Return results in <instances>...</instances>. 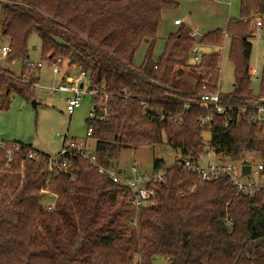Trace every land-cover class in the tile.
I'll list each match as a JSON object with an SVG mask.
<instances>
[{"label": "trees", "instance_id": "1", "mask_svg": "<svg viewBox=\"0 0 264 264\" xmlns=\"http://www.w3.org/2000/svg\"><path fill=\"white\" fill-rule=\"evenodd\" d=\"M0 2L1 34L9 46L6 62L26 64L35 30L42 58H61L68 74L86 71L92 84H103L111 94L112 116L86 119L94 128L92 140L101 163L109 165L120 145L156 144L164 136L191 158L211 149L230 160L255 153L264 163V121L252 116L249 40L255 36L252 17L264 16V0H241L240 19L229 22L226 31L217 28L192 38L187 25H176L159 56L155 46L162 12L178 6L176 0ZM224 33L230 36L235 82L222 103L232 110L227 118L216 115L207 128L200 120L207 110L191 100L204 84L206 91L218 89L221 52L204 53L193 64L202 72L194 89L177 86L195 43L221 48ZM143 43L144 59L135 66ZM34 83L0 63V110L8 107L3 99L11 91L30 99ZM187 101L189 107L184 106ZM241 107L248 110L238 120ZM17 143L20 148L9 165L6 152L11 145L0 147V264H154L156 256L168 258L169 264H264L263 190L238 191L227 175L199 181L181 163L166 166L156 159L154 170L166 169L165 179L150 183L157 191L155 204L136 210L125 185L83 157L74 158L70 172L50 173L47 155ZM30 149L37 159L26 156ZM47 188L57 194L50 210L42 202Z\"/></svg>", "mask_w": 264, "mask_h": 264}, {"label": "rangeland", "instance_id": "2", "mask_svg": "<svg viewBox=\"0 0 264 264\" xmlns=\"http://www.w3.org/2000/svg\"><path fill=\"white\" fill-rule=\"evenodd\" d=\"M178 6L167 9L162 12V22L158 28L157 44L155 46V55L159 56L165 47V41L169 34L178 29L174 25L176 17L182 18L188 22L190 29L197 32L200 38L213 29H223L226 31L229 22L240 19L241 0H176ZM264 20V16L256 15L252 17L250 25L254 29L255 37H250L253 45L252 55L250 58V67L257 72V79H251L252 99L264 96V88L261 89V78L264 69V23L257 26L258 19ZM3 21L2 2H0V47L8 43V39L1 34V25ZM225 34V33H224ZM225 48L221 51L220 47L199 44L196 58H190V64L184 71L177 88L183 90H192L196 87L197 80L202 73L199 69L194 68L193 64L198 63L202 54L212 51L221 52V72L218 88L223 93H229L234 89V62L229 57L230 38L225 40ZM223 41V42H224ZM147 44L143 43L137 50L134 65L139 66L145 56ZM7 57L1 58L0 63L13 70L21 80L33 82L38 81L34 87V95L26 99L22 95L11 91L4 97V105L9 104L7 108L0 110V136L7 141L19 140L30 144L38 152L47 156L59 154L62 148L61 136L67 135L72 138H86L88 124L86 119L90 117L92 96L86 95L81 105L77 107L72 114L67 111V98L69 93L52 88L65 82L70 76L62 66L60 73L53 71L52 62L41 57V37L37 31H33L29 39V60L42 61L41 68H29L21 60L6 62ZM58 59V58H57ZM56 59V60H57ZM62 63V60L61 62ZM22 71L19 73V71ZM19 73V74H18ZM258 118L264 121V111L259 112ZM206 141L210 139V132L204 133ZM89 146L94 148V141L89 138ZM256 159H260L255 153ZM246 153V154H248ZM161 159L166 166H171L176 162L181 163L185 155L178 149L173 148L167 143V137L156 144H149L140 147L119 146L113 154L110 164L121 174L125 173L133 176L132 167L136 166L138 173L150 174L154 171V161ZM203 162L205 159L203 158ZM50 171V170H49ZM51 173V171H50ZM53 173V172H52ZM42 202L48 208L53 203V192L48 188L43 191ZM56 201V200H55ZM50 210V209H49ZM136 226V225H135ZM154 264H169L168 258L156 256L153 258Z\"/></svg>", "mask_w": 264, "mask_h": 264}, {"label": "built area", "instance_id": "3", "mask_svg": "<svg viewBox=\"0 0 264 264\" xmlns=\"http://www.w3.org/2000/svg\"><path fill=\"white\" fill-rule=\"evenodd\" d=\"M257 26L263 25V20L256 21ZM175 25L184 24L181 18L174 20ZM190 37L198 38L197 32L190 30ZM255 37V36H254ZM230 38L228 33H225V40ZM199 43H195L192 48L191 56H197ZM225 48V41L221 46V51ZM9 52L7 44L0 47V57L5 58ZM61 58L52 62L53 71L60 73L62 70ZM26 65L29 68H40L43 66L42 61L27 60ZM157 68V66H155ZM251 79H257V72L254 68L250 67ZM150 81L162 85L163 83L155 78H149ZM38 83L35 82L34 85ZM82 84V86H81ZM205 84L202 86V91L196 93L197 97L191 101L195 104L205 108L207 113L203 115L200 120L207 128L211 127V121L216 115L229 117L231 106L222 103V99L226 96L219 88L215 91H206ZM53 90H61L69 93L67 98V111L72 114L74 110L81 105L82 99L86 95L92 96L93 102L91 103L90 117L93 120L104 121L112 116V109L110 106L111 94L107 91L106 87L101 85L92 84L89 73L86 71H79L74 77H70L64 83L52 88ZM190 101L184 103L185 107L190 106ZM145 106V105H144ZM248 107L238 108L236 114H244ZM252 116L258 118L259 112L264 111V96L255 100L252 106ZM227 123H229L227 119ZM93 126L90 125L87 130V137L72 138L67 135L61 136L62 148L59 154L48 156L49 170L52 172L63 170L70 172L73 166L74 158L81 156L86 159L92 166L96 167L100 173L107 174L114 182L122 183L126 187L125 195L128 197L131 204L135 206L136 210L142 207H149L155 204L157 198V191L154 187L150 186L151 182H163L166 176V169L154 170L152 173H138L136 166L132 167L133 176L128 174H121L114 167L106 166L101 163L99 157L94 150L89 146V138L93 135ZM11 145L7 150V164L13 160V151L20 148L17 142H8L0 140V147ZM28 158H38L37 152L30 149L26 155ZM203 158L205 162H203ZM181 165L186 171L194 172L199 181H208L213 178L227 175L232 184L237 186L238 191L245 193H253L255 191L263 190L264 192V163L260 159H256L254 154H245L244 157L238 160H230L218 157L211 149H205L199 158H191L185 156ZM250 165V172L244 173L243 166ZM54 207V202L50 203L48 209Z\"/></svg>", "mask_w": 264, "mask_h": 264}, {"label": "crops", "instance_id": "4", "mask_svg": "<svg viewBox=\"0 0 264 264\" xmlns=\"http://www.w3.org/2000/svg\"><path fill=\"white\" fill-rule=\"evenodd\" d=\"M176 18H178V17H176ZM181 19H182V18H181ZM182 20H183V19H182ZM183 22H184V20H183ZM184 24H185V25H188V26L191 27V25H190L188 22H186V21L184 22ZM174 25H175V24H174ZM191 30H193V29L191 28ZM193 31H194V30H193ZM52 64H53V63H52ZM52 66H53V65H52ZM40 68H41V67H40ZM21 72H22V71L20 70L19 73H21ZM19 73H18V74H19ZM75 74L77 75L78 72H76ZM69 78H70V76H69L66 80H68ZM66 80H65V81H66ZM35 82L38 83V81H35ZM34 86H36V85H34ZM218 86H219V85H218ZM219 90H220V89H219ZM220 91H221V90H220ZM231 92H232V91H231ZM231 92H229V93H224V92H223V94H230ZM0 139H1V140H4V141H7V140H5V139H4L3 137H1V136H0ZM8 142H10V141H8ZM11 142H20V143H24V142L19 141V140H14V141H11ZM24 144H26V143H24ZM49 156H50V155H49ZM109 167H112V165H110ZM52 198H53V199H52L53 201H51V202H54V205H55V200H56V198H57V194L53 193Z\"/></svg>", "mask_w": 264, "mask_h": 264}, {"label": "water", "instance_id": "5", "mask_svg": "<svg viewBox=\"0 0 264 264\" xmlns=\"http://www.w3.org/2000/svg\"><path fill=\"white\" fill-rule=\"evenodd\" d=\"M81 86H82V84H81ZM250 169H251V168H250V165H244V166H243V172H244V173H249V172H250Z\"/></svg>", "mask_w": 264, "mask_h": 264}]
</instances>
